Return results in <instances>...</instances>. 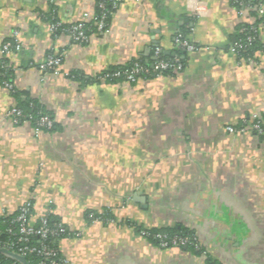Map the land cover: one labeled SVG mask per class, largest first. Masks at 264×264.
I'll list each match as a JSON object with an SVG mask.
<instances>
[{"label": "crops", "instance_id": "1", "mask_svg": "<svg viewBox=\"0 0 264 264\" xmlns=\"http://www.w3.org/2000/svg\"><path fill=\"white\" fill-rule=\"evenodd\" d=\"M241 10L234 0H124L106 32L80 43L52 26L92 21L97 0H0V64L58 126L15 124L18 101L0 86V219L29 200L37 219L53 214L70 233L59 242L69 264H264V133L250 128L264 117V53L232 51L240 26L259 19ZM182 32L195 49L181 71L88 81L151 65L158 47L175 53ZM7 42L22 50L5 56ZM52 56L58 73L40 69ZM173 227L199 245L161 248L140 234Z\"/></svg>", "mask_w": 264, "mask_h": 264}, {"label": "trees", "instance_id": "2", "mask_svg": "<svg viewBox=\"0 0 264 264\" xmlns=\"http://www.w3.org/2000/svg\"><path fill=\"white\" fill-rule=\"evenodd\" d=\"M239 2H242L243 5L251 4L253 5H260L263 4L264 0H239ZM234 3L235 6H240V4ZM104 3L106 6V10L113 12L112 5L110 1L107 0H97V13L95 19H93L90 22L84 23L83 33L85 34L86 38H88L92 34H101L103 32H99L98 27L96 23L101 20V17L103 16L104 11L99 8V4ZM242 8V6H240ZM256 14V13H255ZM113 14H108V17L106 18V25L107 29L110 25L111 18ZM55 23H57L55 21ZM264 24V19L259 18L255 23L253 24H242L237 32L236 36V45L241 44V47L238 49L239 54L238 57L242 60L249 61L256 58V54L261 52L264 53V44L261 42L259 37V32L262 25ZM73 25V24H72ZM72 25L66 26L63 25L56 30V32H69ZM106 29V30H107ZM244 30V32H241ZM180 35L183 36L184 39H187V34L181 33ZM253 37L254 39L249 42L248 38ZM82 43V42H80ZM85 43V41H83ZM186 52L183 51H177L175 50V53L171 55H163L161 56L162 60L165 61H171L174 59L175 55H178L180 57V60L183 65H185V56ZM156 60L153 61L151 65H147L143 59H137L133 60L132 62L123 65V66H115L112 68H109L108 70L104 71L100 76L97 78H94L92 80H88L91 82H100L102 80L108 81V82H125L126 81V73L131 72L135 68H143L148 69L151 71L150 74L144 75L139 74L137 76V79L141 77L150 78V77H156V73H153V65L155 64ZM171 72V71H167ZM164 72V73H167ZM117 73L122 74L121 76H116ZM71 78H73L76 81H83L87 82V80L84 79L82 75L79 73H72ZM14 79H15V72L12 69V67L9 66L8 61L4 59L2 63L0 64V86H3L2 83L6 82L13 86V89L11 90L12 94L17 99V108L22 111V117L20 119L19 124H23L26 122H29L34 128H39V120L41 117L46 116L49 119L53 120V126L51 129L42 128L43 131L46 132H55L58 130L57 124L54 122V118L51 113H49L43 105L36 99H32L29 96H27L25 93L20 92L14 85ZM264 118V117H263ZM33 213V212H32ZM92 214L93 218H99L101 217L99 214H96L95 212H89L88 216L90 217ZM18 216V213L14 215H8L4 216L0 219V247L7 248L11 252H14L16 254H20V249H22L25 246H31L35 247L36 249H40L43 246H47L50 250H54L56 253L55 259L59 260L63 258V255L60 252L59 248V242L70 236L69 231L66 229V226L53 214H48V222L52 229H57L59 225H62L65 228V232H61L58 235L55 236H49L47 239L42 240L38 236H31L29 237V242L27 244H19V234H18V224L15 222L16 217ZM9 230H12L15 234H10ZM143 229L140 230V232ZM150 232L149 237H147L150 241H152L154 244L158 245L160 247V242L158 239L155 238V235L162 233L167 235L169 238H172L173 236H191V232L186 228H179V227H173V228H164V229H151L148 230ZM11 244H14V246H10ZM194 246H182V248H187L189 250H193ZM25 263L13 260L12 258H9L8 256H5L0 253V264H40L43 260L42 256H39L37 253L34 254H28L24 256Z\"/></svg>", "mask_w": 264, "mask_h": 264}, {"label": "built area", "instance_id": "3", "mask_svg": "<svg viewBox=\"0 0 264 264\" xmlns=\"http://www.w3.org/2000/svg\"><path fill=\"white\" fill-rule=\"evenodd\" d=\"M111 2L112 10L113 12H110L109 10H106V6L104 3L99 4V8H101L104 13L101 17V20L96 23L99 32H106L107 25H106V18L108 17V14H113L114 11L118 8V6L124 1V0H107ZM239 0H234V3H238ZM240 6H242V10L240 11V14H244L245 12H251L254 11L257 13L259 18L264 19V5H251L246 4L243 5L242 2H239ZM89 16H86L85 19L73 24L70 28V35L72 38L77 42H83L86 41L87 38L85 34L83 33L84 23L90 22ZM62 26L61 23L57 22L54 23L52 28L56 31L58 28ZM264 28V24L262 25ZM241 32H244L242 30ZM254 38L249 37L248 41L251 42ZM175 47L178 51L183 52H190L195 49V45L189 41L188 39H184L182 35H179L175 40ZM241 47V44L234 46L232 48V51L239 54V48ZM4 53L5 56H9L10 54H13L15 52H20L22 50V46L18 42H7L4 45ZM163 55V51L161 48L155 49V56H156V62L153 65V73H156V76H159L163 74L164 72L171 71V72H179L184 68V65L182 64L180 57L178 55H175L174 59L171 61H165L161 59V56ZM252 61V60H249ZM62 64V57L61 56H52L49 57L48 60L43 63L40 66V69L42 71H53L54 73H58L59 67ZM151 71L148 69L143 68H135L129 73H126V82H135L137 80V76L139 74L148 75ZM122 74L117 73L116 76H121ZM4 88H7L8 90H12L13 86L3 82L2 83ZM9 116L11 117L12 121L15 124H19L20 119L22 117V111L19 110L17 107H14L10 113ZM53 126V120L49 119L46 116L41 117L39 120V128L37 129V132L43 131L42 128L51 129ZM250 128L260 134L264 133V118L262 116H255L252 120ZM227 131L231 134L239 132L237 128L234 126H229L227 128ZM33 209L34 204L31 200L26 201L18 210V216L15 219V222L18 224V234L19 244H27L29 242V237L31 236H38L42 240L47 239L49 236H55L58 235L61 232H65V228L62 225L57 226V229H52L49 225L47 215L42 216L41 218L37 219L33 215ZM10 234H14L12 230H9ZM141 236L143 237H149L150 232L148 230H142L140 232ZM15 235V234H14ZM155 238L159 240L160 247L161 248H170V247H182V246H198L199 240L196 236H173L172 238H169L167 235L159 233L155 235ZM11 247L14 246V244L10 245ZM37 253L39 256L43 257V260L40 264H69V262L63 257L59 260L55 259L56 253L54 250H50L47 246H43L40 249H36L35 247L31 246H25L22 249H20L21 256H26L28 254H34Z\"/></svg>", "mask_w": 264, "mask_h": 264}, {"label": "water", "instance_id": "4", "mask_svg": "<svg viewBox=\"0 0 264 264\" xmlns=\"http://www.w3.org/2000/svg\"><path fill=\"white\" fill-rule=\"evenodd\" d=\"M167 54L170 55V53L167 52ZM140 201H145V199L141 198ZM0 253L5 255V256H8L9 258H12L13 260H16V261H19V262H22V263H25V258L19 254H16L14 252H11L9 251L8 249L6 248H1L0 247Z\"/></svg>", "mask_w": 264, "mask_h": 264}]
</instances>
